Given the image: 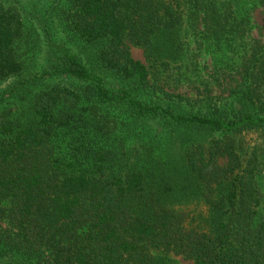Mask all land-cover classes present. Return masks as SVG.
Segmentation results:
<instances>
[{
    "label": "trees",
    "instance_id": "16d2710c",
    "mask_svg": "<svg viewBox=\"0 0 264 264\" xmlns=\"http://www.w3.org/2000/svg\"><path fill=\"white\" fill-rule=\"evenodd\" d=\"M23 11L16 0H0V82L21 78L9 85L15 89L44 76L67 80L35 94L24 121L0 115V264H173L151 250L194 264H264V42L241 47L235 65L213 66L216 84L221 74L227 79L223 100L209 97L204 109L181 112L127 88L110 91L68 51L26 77L18 51L28 22ZM69 15L74 34L98 45L100 67L140 84L150 73L130 55L128 41L145 50L152 74L159 67L181 74L183 23L217 44L249 30L231 0H72ZM163 97L192 100L167 91ZM114 104L179 132L180 158L156 155L155 145L136 154L108 147L111 138L103 136L112 120L101 107ZM197 196L207 206L199 220L181 207Z\"/></svg>",
    "mask_w": 264,
    "mask_h": 264
},
{
    "label": "rangeland",
    "instance_id": "374dc122",
    "mask_svg": "<svg viewBox=\"0 0 264 264\" xmlns=\"http://www.w3.org/2000/svg\"><path fill=\"white\" fill-rule=\"evenodd\" d=\"M231 1L234 4L235 12L246 17L249 22L247 35L245 34L242 38L224 35L217 44L211 39L207 40L201 34H193L189 24L183 23L180 31L182 33V37L180 36L182 51L178 62H176V64H181V74L177 72L168 74L163 71L162 67H159V73L152 74L154 71L152 60L145 55V50L128 41L130 55L145 64L150 73L148 80L140 84L132 78H124L111 70L100 67L97 57L98 45L83 42L70 27L68 19L72 0H16L24 8L22 14L28 18L18 48L20 56L26 63L25 72L28 74L25 76L28 77L29 74L39 76L45 67L50 63H55V57L68 51L82 58L91 71L99 72L105 86L110 91L127 88L141 100L150 104L176 106L181 112L194 111L199 108V105L204 109L209 104V100H207L209 97L220 95L223 100L227 95L225 90L227 79H223V74H221L219 85L216 84L217 76L213 66L215 64L220 67H226L227 64L235 65L242 57L241 47H247L253 39H260L261 42H264V6L257 0ZM33 32L37 33L36 37L32 36ZM26 34H30V36H25ZM18 80L21 78L13 77L0 82V115L8 114L11 118L18 117L20 121H24L31 116L30 113L33 110L29 107L36 97L35 94L38 95L42 89L51 84H63L67 79L57 75L44 76L34 83L24 81L18 84L15 89H9V85ZM163 91L172 95L182 94L190 97L191 105L170 101L171 99L163 97ZM196 97L202 98V100H197ZM219 99L218 102L221 104ZM101 112L112 120L109 132L103 138H111L107 145L110 148L116 147L118 153L131 151L136 154L137 151L142 150L144 145L149 147L155 145L158 148L155 150L156 155L169 153L174 161L176 158H180L181 138H178L179 132L164 127L159 118L143 119L144 117L132 114L120 104L101 107ZM158 133L160 138L154 137V134L158 135ZM66 137L61 134L57 140V144L62 149L65 148ZM254 137V135L248 134L244 141L251 145ZM135 148L138 149L135 150ZM259 190L261 194L260 209L264 213V171L259 177ZM181 203V207L190 210L195 219L199 220L207 216V206L201 200V196ZM195 223H197L196 220ZM151 253L155 256H164L170 259L173 264H194L191 259L172 251L151 250Z\"/></svg>",
    "mask_w": 264,
    "mask_h": 264
}]
</instances>
